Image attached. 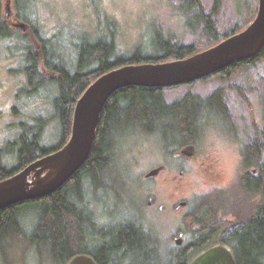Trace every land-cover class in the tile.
Segmentation results:
<instances>
[{
  "label": "trees",
  "instance_id": "trees-1",
  "mask_svg": "<svg viewBox=\"0 0 264 264\" xmlns=\"http://www.w3.org/2000/svg\"><path fill=\"white\" fill-rule=\"evenodd\" d=\"M13 1L15 17L24 22L23 11L32 0ZM180 9L203 23L205 34L214 40L206 49L246 28L231 30L228 34L217 33L213 20L215 5L211 12L204 13L199 0H184ZM150 35L151 49L147 52L136 49L131 54H116L111 38L82 40L73 70L66 67L65 60L39 35L35 36L39 50L24 45L27 62L24 73L29 89L35 90L47 80L40 67L58 77L48 82L54 83L57 91L53 110L59 139L51 146L42 143L44 120L29 126L21 124L17 137L3 149L15 154L16 165L0 166V181L65 145L75 103L99 76L123 66L171 62L200 52L193 45L172 42L159 28L154 27ZM16 36L21 35L7 25L0 0V40L17 39ZM263 56L264 49L220 73L253 64ZM164 89L167 88L125 87L107 100L91 153L81 169L53 194L0 211L1 257L8 255L5 250L8 243L24 239L38 259L51 264H67L76 255L91 256L97 264H189L197 255L221 244L231 251L236 264H264V181L260 175L246 171L250 167L247 152L239 187L231 191L235 193L214 189L195 197L187 206L181 219L180 229L186 237L182 246L164 247L142 220L101 227L87 212L85 194L90 196L92 192L93 196L95 191L97 194L101 191L102 180L123 144L136 137H152L160 149L174 155L183 145L193 144L200 137L203 121L227 119L228 109L219 91L205 97L187 92L176 101L167 102ZM28 222L31 232L26 234L24 224Z\"/></svg>",
  "mask_w": 264,
  "mask_h": 264
},
{
  "label": "rangeland",
  "instance_id": "rangeland-1",
  "mask_svg": "<svg viewBox=\"0 0 264 264\" xmlns=\"http://www.w3.org/2000/svg\"><path fill=\"white\" fill-rule=\"evenodd\" d=\"M183 1L32 0L23 11L29 30L23 33L12 27L21 36L0 40V166L16 165L15 154L3 149L17 137L21 124L29 126L44 120L42 143L51 146L59 139L53 110L57 91L55 84L48 82L58 77L40 67L47 80L35 90L29 89L24 73V45L39 50L35 39L39 35L65 60L69 70L74 69L82 40L111 38L116 54H131L136 49L147 52L154 27L172 42L193 45L201 52L214 40L205 34L203 23L181 11ZM199 1L204 13L211 12L215 5L214 28L219 34L247 27L258 6V0ZM10 2L12 12L17 13L14 1ZM5 6L6 0H2L3 17L7 15ZM215 91L220 92L226 104L227 119L202 122L201 135L193 143L196 153L190 159L179 151L175 155L165 153L152 137H136L122 145L102 180V192L95 191L93 196L92 192L90 196L86 193L83 198L97 226L142 220L164 247L174 246L187 209L175 207L181 202L189 206L195 197L214 189H238L246 152L250 165L246 171H256L264 181V56L225 74L164 89L163 95L167 102H173L187 92L205 97ZM159 165H164L165 170L154 178H144L146 172ZM180 172L184 174L180 176ZM150 196L156 200L153 207L146 205ZM24 230L26 234L31 232L30 222L24 224ZM5 250L8 255L0 256V264H51L38 259L24 239L12 240Z\"/></svg>",
  "mask_w": 264,
  "mask_h": 264
},
{
  "label": "water",
  "instance_id": "water-1",
  "mask_svg": "<svg viewBox=\"0 0 264 264\" xmlns=\"http://www.w3.org/2000/svg\"><path fill=\"white\" fill-rule=\"evenodd\" d=\"M10 0H6L4 20L14 17ZM12 27L26 33L29 25L15 21ZM264 49V0H258L257 12L252 22L242 31L233 34L216 45L186 59L159 64L123 66L104 73L92 82L76 101L70 136L59 150L34 160L18 173L0 181V211L23 202L45 198L62 188L88 159L96 136L101 112L107 100L125 87L172 88L191 84L210 77L258 55ZM179 153L190 159L196 153L194 144L184 145ZM164 165L150 169L145 179L158 176ZM251 172V171H250ZM257 175L256 171H252ZM184 172H180L182 176ZM150 196L146 205L154 206ZM181 202L175 209H184ZM164 211V207L159 208ZM184 234L174 239L182 246ZM67 264H97L91 256L76 255ZM189 264H236L231 251L224 245H215L197 255Z\"/></svg>",
  "mask_w": 264,
  "mask_h": 264
},
{
  "label": "flooded vegetation",
  "instance_id": "flooded-vegetation-1",
  "mask_svg": "<svg viewBox=\"0 0 264 264\" xmlns=\"http://www.w3.org/2000/svg\"><path fill=\"white\" fill-rule=\"evenodd\" d=\"M15 21H19V20H17V18H15V19L12 18V19H11V22L8 23V26L12 28V24L15 23ZM176 154H177V153H176ZM174 155H175V154H174ZM152 207H153V206H152ZM101 227H102V226H101Z\"/></svg>",
  "mask_w": 264,
  "mask_h": 264
}]
</instances>
